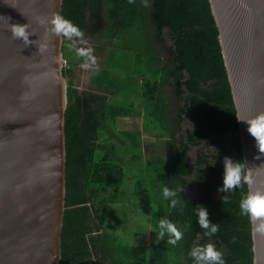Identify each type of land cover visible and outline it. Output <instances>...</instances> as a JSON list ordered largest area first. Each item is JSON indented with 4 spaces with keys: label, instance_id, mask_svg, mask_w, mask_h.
Returning <instances> with one entry per match:
<instances>
[{
    "label": "trees",
    "instance_id": "1",
    "mask_svg": "<svg viewBox=\"0 0 264 264\" xmlns=\"http://www.w3.org/2000/svg\"><path fill=\"white\" fill-rule=\"evenodd\" d=\"M61 15L84 34L93 29L91 20L103 19L96 38L105 43L94 50L105 53L102 67L91 72L82 89L75 82L77 58L64 54L67 192L59 264H193L191 249L209 242L223 253L225 264H253L251 219L239 208L248 185L234 189L224 204L220 197L227 193L218 192L224 158L242 163L244 158L208 0H62ZM164 31L173 47H165ZM70 45L65 41L64 51L76 52ZM117 48L122 57L127 51L134 56L124 79ZM134 84L141 96L139 111L133 101L127 108L116 105L118 96L136 93ZM167 85L183 101L179 110L169 106ZM136 117L142 119L141 131L117 129L119 118ZM143 133L153 142L145 144ZM197 145L191 167L188 153ZM124 166L136 169H128L132 194L145 200L143 209L153 210L146 243L123 242L114 219L113 206L123 202L118 190ZM190 178L198 189L194 198L185 192ZM164 186L177 191V208L164 199ZM197 205L205 206L210 221L219 224L214 236L206 237L198 225ZM161 218L187 229L176 246L165 242L167 236L157 241Z\"/></svg>",
    "mask_w": 264,
    "mask_h": 264
},
{
    "label": "water",
    "instance_id": "2",
    "mask_svg": "<svg viewBox=\"0 0 264 264\" xmlns=\"http://www.w3.org/2000/svg\"><path fill=\"white\" fill-rule=\"evenodd\" d=\"M236 112L244 163L264 187V153L237 119L264 112V0H208ZM62 0H0V264H59L66 210L64 37L40 19ZM30 24L33 43L10 26ZM47 44L41 52L40 45ZM249 190V188H248ZM251 220L253 264H264V233Z\"/></svg>",
    "mask_w": 264,
    "mask_h": 264
},
{
    "label": "clouds",
    "instance_id": "3",
    "mask_svg": "<svg viewBox=\"0 0 264 264\" xmlns=\"http://www.w3.org/2000/svg\"><path fill=\"white\" fill-rule=\"evenodd\" d=\"M130 4L135 0H128ZM148 6L147 3L144 4ZM41 24L45 25L46 35H54L64 37L69 41H73L70 47L75 48L76 55L84 58V63L81 65L84 69H89L96 64V57L93 55L94 49L92 47H77L76 41L86 45L87 41L84 39V32L74 24L70 19L64 16L53 13L50 18L40 19ZM12 37L16 40H22L27 46L32 42L29 37L32 33L29 31L30 24H13L10 26ZM47 44L40 45V51L46 50ZM98 71V69H97ZM238 120L245 122L248 125L247 131L256 141V146L260 153H264V112H258L253 116L243 118L237 117ZM224 175L223 186L218 188V192H226L220 199L224 203L229 202V194L242 184L248 185L249 190L242 196L239 208L242 216H248L252 221L258 222L256 230L264 233V187H253V172L241 161H234L230 157H225L223 160ZM162 195L165 200L170 201V207L175 209L181 204L177 198V191L164 186ZM195 211L198 215L197 223L201 229L204 230L206 237H212L219 231V224L213 223L209 219L208 209L203 205H197ZM159 231L156 233L157 241L164 240L165 236L168 239L165 241L168 245L176 246L179 241L183 239L184 230H181L176 223L168 218H161L158 223ZM189 255L193 259V264H225L223 253L219 251L211 242L194 246Z\"/></svg>",
    "mask_w": 264,
    "mask_h": 264
},
{
    "label": "rangeland",
    "instance_id": "4",
    "mask_svg": "<svg viewBox=\"0 0 264 264\" xmlns=\"http://www.w3.org/2000/svg\"><path fill=\"white\" fill-rule=\"evenodd\" d=\"M98 24L97 27L94 28V33L86 32L84 34V39L87 41L86 45L81 44L78 40L75 42L77 47H92L95 49L98 45H104L105 40L97 41V34L100 32V30L104 27V21L103 19H100L96 24ZM162 39L165 40L164 44L165 47H173V42L168 38L166 31H164V35L162 36ZM68 41L66 38H64V42ZM71 44L73 41H69ZM161 49L164 47L163 45L158 43ZM157 44V45H158ZM73 48V47H72ZM64 50V48H62ZM164 50V49H163ZM66 53V56L68 58H77L78 65L76 66V75H75V82L80 86V89L83 88V86H87L89 83V78L91 75V72L100 65L102 67L101 63V57L104 55V51L100 53H96L94 50L93 55L96 57V64L89 68L84 69L81 67V65L84 63V58H80L76 55V52H73L71 49H68L64 51V54ZM65 56V55H64ZM116 56L117 58L120 57V62L118 65H122L124 67L123 69H120V78H125V73L129 71L134 64V56L132 55V52L127 51V55L122 57V49L117 48L116 49ZM75 58V59H76ZM164 58L166 59V53L164 50ZM67 62L64 64L66 66ZM119 66V67H120ZM65 83L68 87V78H65ZM134 91L136 92L134 95L133 93L129 95H123L122 99L120 96L115 100V104L123 107H129L130 103L133 101L132 105L135 108V110L139 111L140 109V103H141V96L140 91L137 87V84H134L132 86ZM165 96L167 97L169 101V106L174 110H179L180 107L183 104V101L180 100L177 96L174 95V87L172 85H167L164 88ZM117 129L118 130H127V131H141L142 129V119L140 118H119L117 120ZM151 127V125H150ZM187 127V126H185ZM151 131V129H150ZM142 139L144 143L147 142H153V138L145 135L143 133ZM200 145L193 146L188 155L190 157V166L195 167L196 161H197V154L199 151ZM150 151V148L148 149ZM144 155H146V151L143 152ZM125 169V175H124V181L122 187L118 190L119 192L122 191L123 198L121 203H117L113 207V211L115 213L114 219L115 221H118V224L121 226L119 229L120 234L123 237V242H129V243H146L149 240L150 237V218L153 216V210H151V207L149 209H143V205L146 204L145 200L142 198H139L138 196H134L133 190H134V180L131 178V172L128 171V169H133L132 166L128 168L127 166H124ZM136 169H133L135 171ZM189 186L186 188L185 192L186 194L194 198L198 195V189L195 187L193 183V179L190 178L188 180Z\"/></svg>",
    "mask_w": 264,
    "mask_h": 264
},
{
    "label": "flooded vegetation",
    "instance_id": "5",
    "mask_svg": "<svg viewBox=\"0 0 264 264\" xmlns=\"http://www.w3.org/2000/svg\"><path fill=\"white\" fill-rule=\"evenodd\" d=\"M99 20H100V19H99ZM90 23H91V25L93 26V29L89 30L88 32H89V33H94V32H93V31H95L94 28L97 27L99 23L96 24V22H93V20H91ZM96 25H97V26H96Z\"/></svg>",
    "mask_w": 264,
    "mask_h": 264
}]
</instances>
